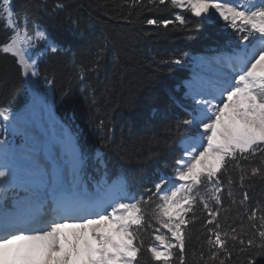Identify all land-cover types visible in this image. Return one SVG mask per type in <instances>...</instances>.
<instances>
[{
    "label": "snow or ice",
    "instance_id": "obj_1",
    "mask_svg": "<svg viewBox=\"0 0 264 264\" xmlns=\"http://www.w3.org/2000/svg\"><path fill=\"white\" fill-rule=\"evenodd\" d=\"M148 3L157 9L170 4L204 22L222 20L240 41L230 55L216 58L227 72L190 88L187 95L192 104L182 106L185 115L174 126L182 151L176 166L171 174H158L151 181V187L145 189L147 197L129 191L123 179L112 183L101 179L95 193L82 191L83 157L75 148L70 181L59 169L51 177L39 166L29 169L25 184L44 189V195L34 193L31 200L19 202L13 213L0 212V264H139L142 250L157 264H186L189 225L198 220L207 245L199 249L202 264H229L234 252L249 250L247 264L264 256V206L257 203L249 209V195L243 192L239 206L244 207L249 222L245 231L227 223L228 209L223 203L226 183L229 207L237 204L230 169L239 170L241 188L246 178L264 179V167L253 166L249 172L244 164L259 157L264 165V0ZM131 5L146 7L142 0H131ZM0 19L9 32L0 44V53L14 57L21 75L36 88L31 78L40 76V56L63 50L26 9L13 10L11 0H0ZM145 22L165 29L175 22L189 23L179 13L174 20L150 18ZM40 41L45 47L34 55L32 49ZM45 81L51 83L47 77ZM0 117L10 119L7 108L0 107ZM103 124L101 121L99 126ZM97 153L99 158V149ZM9 154L8 145L0 142L3 189L17 182ZM222 209L226 213L223 220L218 219Z\"/></svg>",
    "mask_w": 264,
    "mask_h": 264
},
{
    "label": "trees",
    "instance_id": "obj_2",
    "mask_svg": "<svg viewBox=\"0 0 264 264\" xmlns=\"http://www.w3.org/2000/svg\"><path fill=\"white\" fill-rule=\"evenodd\" d=\"M142 3L146 7L132 6L131 0H11L13 10L26 9L63 50L40 56V76L33 81L42 97L50 90L53 111L83 157L81 179L90 190L101 179L111 183L122 176L129 191L147 197L145 189L158 174H171L182 155L174 126L185 115L182 106L192 104L182 96V82L196 68V57L230 55L240 43L237 33L222 20L204 22L170 4L157 9L148 0ZM177 13L189 21L187 26L175 22L165 29L145 22L150 18L174 20ZM8 35L0 19V44ZM44 47L40 41L33 54L39 55ZM169 59L181 62L166 63ZM31 99V87L15 58L0 53V107L9 113L20 112ZM6 122L0 117V142L10 149L20 139L6 133ZM97 149L102 154L99 158ZM244 164L249 172L253 166L264 167L259 157ZM230 171L237 204L229 207L225 183L227 223L247 231L249 222L239 201L247 191L249 209L257 203L264 206V179L246 178L241 188L239 170ZM21 196L6 195L4 208L10 210L12 199ZM225 215L222 209L218 219ZM189 232L186 264H202L199 249L207 245L199 220L189 225ZM250 252H234L229 264H247ZM138 260L139 264H157L143 250ZM254 264H264V256H257Z\"/></svg>",
    "mask_w": 264,
    "mask_h": 264
},
{
    "label": "rangeland",
    "instance_id": "obj_3",
    "mask_svg": "<svg viewBox=\"0 0 264 264\" xmlns=\"http://www.w3.org/2000/svg\"><path fill=\"white\" fill-rule=\"evenodd\" d=\"M194 61L196 68L190 76L192 74H204L209 78L217 76L200 62L199 57ZM34 78L31 79L34 80ZM26 79L29 78L26 77ZM30 87L32 90L30 103L20 112H8L10 119L4 125L6 133L15 134L20 142L19 145L10 146V151H13V154H11L9 162L17 170V182L7 189L0 188V212L13 213L18 208L19 202L32 199L34 193L38 192L41 196L44 195V189L35 186L29 187L24 182L28 170L35 166L42 168L49 177L59 169L66 181H70L73 148L78 151L74 141L70 140L67 131L62 128L52 111L49 89L47 88V96L42 97L32 85ZM187 94L188 92L184 88V98L190 99ZM120 179L123 178L118 177L114 181ZM81 190L93 194L96 191V186L90 190L86 184L82 183ZM16 193H22V196L13 198L10 203L12 208L6 210L4 208L6 195L12 197Z\"/></svg>",
    "mask_w": 264,
    "mask_h": 264
},
{
    "label": "bare ground",
    "instance_id": "obj_4",
    "mask_svg": "<svg viewBox=\"0 0 264 264\" xmlns=\"http://www.w3.org/2000/svg\"><path fill=\"white\" fill-rule=\"evenodd\" d=\"M199 60L201 63L206 65V67L209 69L210 72H212L216 75H220V74L228 71L226 67L217 63L216 59H212V58L205 57V56H200ZM210 79H212V78H209L208 76H206L204 74H192L187 80L183 81V87L185 88V90L187 92H189L191 87H196L199 84H201L202 82H206ZM178 146H179V143H178ZM28 200H31V199H28ZM17 210H18V208L15 211H17Z\"/></svg>",
    "mask_w": 264,
    "mask_h": 264
}]
</instances>
